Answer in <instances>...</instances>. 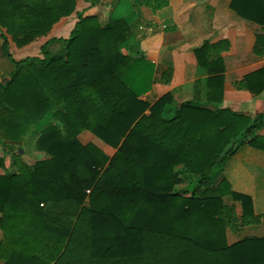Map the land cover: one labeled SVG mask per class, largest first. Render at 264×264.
<instances>
[{
  "label": "trees",
  "instance_id": "16d2710c",
  "mask_svg": "<svg viewBox=\"0 0 264 264\" xmlns=\"http://www.w3.org/2000/svg\"><path fill=\"white\" fill-rule=\"evenodd\" d=\"M100 3L0 0V50L12 66L4 78L0 68V259L264 264V237L227 240V230L238 232L264 215L226 179L215 185L216 174L242 146L264 151V111L251 117L204 106L222 101L221 52L229 41L194 49L208 73L205 102L177 105L166 93L151 105L141 96L155 65L131 27L141 7L154 12L168 0H114L104 21L85 14ZM230 7L260 25L253 52L262 56L264 0H231ZM35 42L37 54L19 57L12 50ZM172 74L165 68L161 80L168 83ZM234 86L261 94L264 65ZM84 132L99 143L82 142ZM29 138L38 152L33 163L13 150ZM100 143L115 152L108 155Z\"/></svg>",
  "mask_w": 264,
  "mask_h": 264
},
{
  "label": "crops",
  "instance_id": "0c3cea01",
  "mask_svg": "<svg viewBox=\"0 0 264 264\" xmlns=\"http://www.w3.org/2000/svg\"><path fill=\"white\" fill-rule=\"evenodd\" d=\"M230 3L231 0H168L165 7L154 12L147 7L139 9L135 40L146 59L155 65L151 87L141 96L143 100L152 105L171 93L177 105L189 99L205 102L208 73L199 67L194 49L205 42L227 39L229 48L221 52L225 65L222 101L206 103L205 108H231L251 117L264 111V89L254 95L249 89L234 86V82L264 65V54L258 56L253 52L260 25L239 16ZM168 67L173 74L167 83L161 80V74ZM219 87L217 84L213 89ZM259 133L264 136V128ZM223 178L232 190L249 195L254 212L264 215L263 150L242 146L216 174L215 185ZM223 201L228 205L234 202L230 195L224 196ZM246 236L264 237V220L246 225L238 232L227 230L230 244ZM0 264H4L2 259Z\"/></svg>",
  "mask_w": 264,
  "mask_h": 264
},
{
  "label": "rangeland",
  "instance_id": "374dc122",
  "mask_svg": "<svg viewBox=\"0 0 264 264\" xmlns=\"http://www.w3.org/2000/svg\"><path fill=\"white\" fill-rule=\"evenodd\" d=\"M114 0H102V3L95 5L94 7H92L91 9H88L85 14H95L98 15L100 17V19L102 21L106 20V18L108 17V15L110 14L111 9L113 8ZM81 3V0H79V4ZM132 33L135 35V27L134 25H132L131 27ZM136 38V37H135ZM43 39V38H42ZM41 39V40H42ZM2 43V38L0 37V45ZM39 42H35L31 47H25L23 49L20 50H16L15 48H12V50L16 51V54H18L19 57H25L28 55H32V54H37L38 53V49H39ZM0 68L2 69V75L1 78L6 77V75L8 74V72L12 69V66L10 65V63L6 60V58H4L2 56V52L0 50ZM80 139L82 142H87V141H94V142H98V139H96L92 134H90L89 132H84L80 135ZM101 147L103 149L106 150V153L108 155H112L113 154V149L107 147L105 144L100 143ZM7 149V148H5ZM15 152L17 151L18 153H20L27 162L29 163H33L37 157H38V152L35 149L34 146V139L33 138H29L26 140V143L24 145L23 148H17V149H13ZM3 147L0 145V157H2L3 155ZM6 167L8 170H11V166H10V161H6ZM0 172H3L2 169H0Z\"/></svg>",
  "mask_w": 264,
  "mask_h": 264
}]
</instances>
